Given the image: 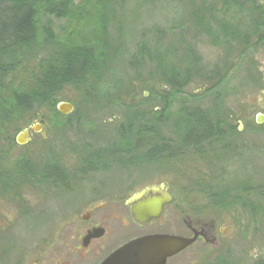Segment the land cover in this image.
<instances>
[{"label": "rangeland", "instance_id": "obj_1", "mask_svg": "<svg viewBox=\"0 0 264 264\" xmlns=\"http://www.w3.org/2000/svg\"><path fill=\"white\" fill-rule=\"evenodd\" d=\"M72 1L81 6L100 2L106 4L108 45L111 50L114 49L108 80L114 79L117 83L113 82L116 91L109 94L118 103H123V106L110 108L107 100L100 99L98 105L93 104L87 110L77 91L67 88L61 93L63 98L57 106L68 102L66 99L73 100L77 110L85 113L80 114L85 115L84 119L80 123L74 121L62 133L51 131L46 136L49 139H120L126 130H131L129 127L133 124L134 135L138 136L140 131L137 124L145 115L149 122H142L144 124H139L138 127L143 128V131L144 128L149 129L151 137L159 139V133L162 132L159 125L162 124L165 137L173 138L182 121L183 102L175 100L170 108H166L164 100H158L154 94L156 92L152 93L150 88L157 92L166 90L168 86L163 81V74L165 76L166 71L181 72L192 62L199 61L211 71L214 68H223L226 71L229 64L237 62L240 53L237 45L235 48L238 50H233V54L229 56L226 47L212 42L207 34L209 26L214 24L215 14L211 9L220 12L217 15L226 14L222 13V0ZM43 23L49 25L57 37L68 28L66 32L73 31L65 19L45 17ZM204 73L207 74V71ZM192 78L193 84L185 89V93L199 95L200 103L208 113L218 112L222 118L241 117L240 140L248 145L244 158L221 160L223 164L212 169L208 154H187L178 168L168 169L163 174L157 171L150 173L149 183L144 165L136 161L131 172L134 194L146 182L149 185L164 178L170 182L177 202L185 201L198 210L203 208L204 214L211 215L221 225H226L221 229L226 232L228 240L222 247L198 244L174 261V264H264V123L257 125L256 122L257 115L264 116V44L259 45L254 52L251 51L245 62L231 70L224 86L214 91L212 97L205 94L209 84L203 83L202 78ZM120 83L124 89L119 90ZM102 95L104 93L100 92L99 96ZM189 99L188 97L185 100L191 102ZM97 106L103 109L98 110ZM35 117L39 122L45 119L48 123L50 120L44 108L38 110ZM128 123V129L125 130ZM253 129L258 130V133L253 134ZM118 146L124 148L123 144ZM18 153L20 150L15 151V154ZM215 197L219 202L214 201ZM125 198H130V194L124 193L123 199ZM122 216L124 215L119 213V226ZM52 228L54 227L39 225L22 228L26 234L23 236L22 233L21 239L25 237L26 244L30 242V247L23 250L29 251L46 242L45 234ZM134 228L137 231L142 229L136 226ZM12 244L13 239L11 243L7 242L6 250Z\"/></svg>", "mask_w": 264, "mask_h": 264}, {"label": "flooded vegetation", "instance_id": "obj_2", "mask_svg": "<svg viewBox=\"0 0 264 264\" xmlns=\"http://www.w3.org/2000/svg\"><path fill=\"white\" fill-rule=\"evenodd\" d=\"M258 116L263 115L256 117L257 125H261ZM240 121L241 117L228 116L227 122L208 125L222 132L200 153L193 148L183 149L177 133L166 138L162 124L159 139L148 133L141 140H54L46 137L51 132L49 125L35 120L21 131L29 130L28 144L17 143L20 132L12 143L0 140V264H102L126 243L149 235L197 237L191 247L169 258L167 264H174L198 244L222 247L228 240L221 229L225 224L204 214L203 208L177 202L170 182L164 178L147 184L150 173L163 174L178 168L187 154H208L212 169L229 158L243 159L248 145L240 140ZM35 124L42 126L39 133L32 130ZM16 150L20 153L15 154ZM136 161L144 165L148 183L134 194L131 172ZM153 187L158 193L149 197L169 194L172 200L165 204L159 219L140 225L131 214L130 201ZM124 193L130 198L124 200ZM119 213L124 215L120 226ZM36 225L54 228L47 231L42 245L23 250L30 247V242L21 239L22 228ZM134 226L142 229L137 231ZM11 239L14 244L6 250Z\"/></svg>", "mask_w": 264, "mask_h": 264}, {"label": "trees", "instance_id": "obj_3", "mask_svg": "<svg viewBox=\"0 0 264 264\" xmlns=\"http://www.w3.org/2000/svg\"><path fill=\"white\" fill-rule=\"evenodd\" d=\"M222 2V13L226 12L229 16L217 15L220 12L211 9L215 14L214 24L209 26L207 34L212 42L226 47L229 56L233 54V50L239 49L237 62L229 64L226 71L223 68L211 71L199 61L192 62L181 72L166 71L165 76L163 74V81L168 86L166 90L157 92L150 88L152 93L156 92L154 94L158 100H164L166 108H170L175 100L183 102L182 121L177 135L183 149L193 148L198 153L212 139H218L222 132L221 128H210L208 125L227 122L228 117L222 118L214 111L208 113L200 103L199 95L185 93V89L193 84L192 76L202 78L203 83L209 84L205 94L212 97L214 91L224 86L231 70L245 62L251 51L254 52L259 45L264 44V2ZM105 5L100 2L81 6L72 0H0V140L12 143L25 126L37 120L35 115L43 108L47 110L50 120L48 123L45 119L41 120L53 132L62 133L69 128L68 125L76 121L80 123L85 116L80 114L85 113L77 110L73 100L66 99L75 107L72 115L63 117L56 109L63 98L61 93L67 88L77 91L87 110L93 104L98 105L100 99L107 100L110 108L123 106V103H118L109 94L116 91L114 85L117 83L114 79L108 80L114 49L111 50L108 45V12ZM45 17L68 20V26L73 31L66 32L68 28L57 37L51 27L43 23ZM86 28L89 31L84 32ZM236 45L238 49L235 48ZM121 88L124 89L120 83L119 90ZM100 92L104 95L99 96ZM188 97L191 102L185 100ZM189 106H192L191 110L187 111ZM146 119L147 115L137 124L140 131L138 136L134 135L135 124L129 127L131 130H126L128 123L125 125L126 133L121 135V130V138H147L150 130L144 128L143 131V128L138 127L139 124H144L142 122L148 123ZM217 200L215 197L214 201L219 202Z\"/></svg>", "mask_w": 264, "mask_h": 264}, {"label": "water", "instance_id": "obj_4", "mask_svg": "<svg viewBox=\"0 0 264 264\" xmlns=\"http://www.w3.org/2000/svg\"><path fill=\"white\" fill-rule=\"evenodd\" d=\"M74 110L75 107L71 102L61 103L57 106V111L64 116L71 115ZM257 121L259 124H263V116H258ZM32 130L39 133L42 126L35 124ZM29 141V130L17 136L19 145H26ZM157 193L158 189L153 187L136 194L131 199V214L135 222L145 225L161 217L165 204H168L172 197L169 194L156 198L149 197ZM196 240L197 237L188 239L171 235L143 236L117 249L102 264H167L169 258L182 253Z\"/></svg>", "mask_w": 264, "mask_h": 264}]
</instances>
